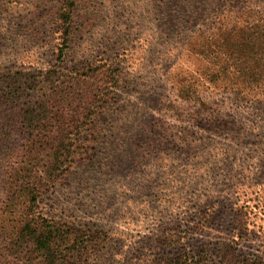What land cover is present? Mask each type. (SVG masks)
Here are the masks:
<instances>
[{
	"label": "rangeland",
	"instance_id": "rangeland-1",
	"mask_svg": "<svg viewBox=\"0 0 264 264\" xmlns=\"http://www.w3.org/2000/svg\"><path fill=\"white\" fill-rule=\"evenodd\" d=\"M68 2L70 19L61 15ZM162 7L0 0V74L41 81L54 67L79 72L91 76L98 97L81 104L82 121L89 107L97 113L37 215L101 233L89 264H173L183 256L221 264L226 250L264 259V41L252 50L256 39L245 31L229 37L224 22L212 20L206 37L181 47L183 37L163 29ZM183 87L192 98L177 97ZM25 144L0 150V254L9 239L8 168L23 161Z\"/></svg>",
	"mask_w": 264,
	"mask_h": 264
},
{
	"label": "trees",
	"instance_id": "trees-1",
	"mask_svg": "<svg viewBox=\"0 0 264 264\" xmlns=\"http://www.w3.org/2000/svg\"><path fill=\"white\" fill-rule=\"evenodd\" d=\"M159 2L166 9L161 20L163 29L165 33L172 29L177 37H183L181 47L192 44L193 37H206L210 30L206 24L212 20L224 22L229 37L245 31L247 38L256 39L257 46L254 44L252 50H259L263 44L264 0ZM72 5L68 2L62 17L71 18ZM215 7H220L217 14L213 13ZM247 51V47L241 50ZM230 55L236 56L233 52ZM237 71L245 76V71ZM84 75L64 74L55 67L41 81L29 80L21 73L0 74V150L19 140H24L28 149L18 167L8 168L9 179L14 182L3 205L9 239H5L0 254L2 264H89L102 249L101 233L87 234L70 222L37 215L44 190L55 186L71 170L76 139L97 113L89 107L85 121L81 120V104L86 101L93 106L98 99L90 93L94 85L91 76ZM228 80L231 85L236 83L234 76ZM186 93L193 97L191 87L179 88L177 97L183 98ZM183 257L184 262L177 258L173 264L192 263V258ZM221 264H264V259H241L236 250H226Z\"/></svg>",
	"mask_w": 264,
	"mask_h": 264
}]
</instances>
